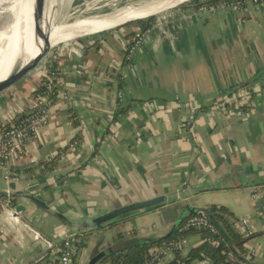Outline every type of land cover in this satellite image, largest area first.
Instances as JSON below:
<instances>
[{"label":"crops","instance_id":"0c3cea01","mask_svg":"<svg viewBox=\"0 0 264 264\" xmlns=\"http://www.w3.org/2000/svg\"><path fill=\"white\" fill-rule=\"evenodd\" d=\"M159 19L133 66L125 62V35L134 28L105 32L100 51L87 49L98 40L63 48L58 99L10 166L21 180L7 184L0 170V264H32L45 251L26 225L55 240L83 234L88 264L122 243L165 237L189 199L193 207L224 206L235 219L248 217L255 235L243 249L258 248L251 263L264 264V193L252 196L264 186V4L213 15L185 5ZM21 87L0 96L4 126L35 106L34 90ZM7 189L15 207L26 208L20 225L4 211ZM183 193L190 197L182 201ZM158 196L167 201L117 226L120 241L87 239L109 226L86 228L88 219ZM186 237L185 254L202 243L198 233Z\"/></svg>","mask_w":264,"mask_h":264},{"label":"built area","instance_id":"2783aa9c","mask_svg":"<svg viewBox=\"0 0 264 264\" xmlns=\"http://www.w3.org/2000/svg\"><path fill=\"white\" fill-rule=\"evenodd\" d=\"M264 4V0H223L214 4L204 5L198 11L205 15H213L217 13L245 12L250 6H258ZM159 16H162L159 15ZM159 16L155 17V24L137 34L131 44L127 45V53L125 62L133 66L135 58L143 50L149 41L154 26L160 24ZM63 48H58L52 52L49 63H58L61 58ZM61 78L58 67L54 68L48 74V79L40 85L35 94V106L29 112L21 110L18 115L13 117L10 127H6L0 123V170L3 172L4 181L7 184L17 183L21 180L20 175L10 172V166L19 161L27 151V143L36 137L41 126H43L49 118L50 110L58 99L57 84ZM124 98V92L118 93V99ZM18 116V119H15ZM73 152L76 145L71 144L69 147ZM63 158L66 156L62 155ZM264 193V186L253 189V198L258 199ZM6 196L2 198L4 211L7 213L8 221L14 225L22 224L19 213L13 203V195L10 189L6 190ZM234 230L243 238L251 239L255 235V229L248 217L232 219ZM27 231L32 239L40 243L45 251L32 264H85L83 261V244L85 236L83 234L70 235L63 237L62 240H55L45 237L38 229L32 225H26ZM208 230L217 238L213 241V245L220 246L221 238L216 225L211 222L205 214L186 219L180 227V236L163 243L161 246L152 247L148 251L147 258L143 264H186L185 250L188 247V238L184 235L190 230ZM258 248H249L246 252L245 260L251 262L253 258L258 256ZM207 264H211L206 261ZM106 264H124L113 263L108 261ZM221 264H249L239 260L233 251L226 252V260Z\"/></svg>","mask_w":264,"mask_h":264},{"label":"bare ground","instance_id":"6f19581e","mask_svg":"<svg viewBox=\"0 0 264 264\" xmlns=\"http://www.w3.org/2000/svg\"><path fill=\"white\" fill-rule=\"evenodd\" d=\"M189 1L191 0H152L136 8L128 5L107 16L79 18L69 26L70 22H66L64 16L69 0H28L31 18L23 8L24 0H1L0 5H9L7 12L11 21L0 29V81L17 76L28 61L37 55L38 49L28 41V31L26 32V23L34 24V18L45 34L48 35L49 29H53L52 37L57 46L111 31L129 20L148 18L160 10ZM24 49L29 55L25 54Z\"/></svg>","mask_w":264,"mask_h":264},{"label":"trees","instance_id":"16d2710c","mask_svg":"<svg viewBox=\"0 0 264 264\" xmlns=\"http://www.w3.org/2000/svg\"><path fill=\"white\" fill-rule=\"evenodd\" d=\"M223 0H194L191 3H189V7L199 9L200 7L204 5L214 4L217 2H220ZM184 7V6H183ZM132 24L136 25V29H133L132 32L125 35L126 39L129 41V44L133 42L137 34L147 28L152 27L155 24V17L147 19V20H139L132 23H128L125 26L119 27L118 31L125 29L126 27H130ZM107 32L106 34H108ZM97 46V51H100L102 48L101 40H98L96 43L89 46L87 49H91ZM127 53V50L125 51ZM126 55V54H125ZM126 57V56H125ZM58 63H48L46 68L43 71L42 74V80L41 84L47 81L48 74L53 70L54 68L58 67ZM38 89L34 90L32 93L33 95L36 94ZM32 109H27L25 112H29ZM20 116V115H18ZM18 116H16L15 119H18ZM12 124V123H11ZM11 124L7 125L6 127H10ZM57 158L54 161V167L56 168ZM48 167V164H46V168ZM160 205L145 209V210H138L134 211L132 213L124 214L115 221L111 222L110 225L118 226L120 224H124L126 221L130 220L131 218L137 216L142 211H149L152 209H155L159 207ZM205 215L209 217L212 223H214L219 230L220 238H221V245L215 246L213 245V241L217 238V236H213L208 230H190L184 233L185 236H188L190 234L198 233L201 236L202 243L199 244L197 247L190 249L183 259L186 264H192L194 262H210L211 264H221L225 262L226 260V252L231 250L236 255V257L241 260L245 261L246 263L252 264L251 262H248L245 260V251L243 249V246L246 242V239H243L233 228L232 219L234 218V215L232 212L229 211L228 208L224 206H218V205H211L207 207L205 211ZM186 221L183 220L182 223L178 225V227L175 229V232L169 236L166 239L158 240L155 238H138L134 239L130 243H122L121 248L118 250H112L111 254L106 257L103 261H111L113 263H124V264H143L145 259L147 258L148 251L152 247L161 246L163 243L175 239L179 237L181 234L179 232L180 227L184 224ZM108 226V225H107ZM134 233L131 232L130 235H133ZM124 238V234H119L117 237V240H121ZM85 246V243L83 244V247ZM237 246V249L236 247ZM98 254V253H97Z\"/></svg>","mask_w":264,"mask_h":264},{"label":"water","instance_id":"95a60500","mask_svg":"<svg viewBox=\"0 0 264 264\" xmlns=\"http://www.w3.org/2000/svg\"><path fill=\"white\" fill-rule=\"evenodd\" d=\"M191 2L181 3L178 5L160 10L157 13L149 16L148 18H136L133 20H129L128 22L118 26L117 28L125 26L126 24L132 23L135 21L147 20V19H150L153 17H157V16H159L163 13H166L168 11H172L174 9L188 5ZM131 6H132V8H136V7L142 6V4H140V5L138 4L136 6L131 5ZM23 8H25L27 15H29V17L31 18L28 0H24ZM110 14H112V13L102 15V16H107ZM91 17H96V16H91ZM97 17H99V16H97ZM37 21L38 20L36 18H34V24L29 23V25H28V23H26V29H27L26 32L28 31V41H30V43L33 45V47L38 49V53L34 58H32L28 61L27 65L24 67L22 72L19 73L17 76L9 77L5 80L0 81V96L3 94L9 93V92L15 91L25 81L39 75L42 71H44L47 64L49 63L53 47L55 46L54 41H53V37H52L54 31H53V29H49L48 35L45 34V32H43L41 30L39 24H37ZM72 24H73V22L70 23L69 26H71ZM117 28H115V29H117ZM106 32H108V31H106ZM24 48H25V46H24ZM24 51H25V54L29 55V52L27 50L24 49ZM188 186H189V183L187 185H185L183 188L186 189ZM4 195L6 196L7 194L5 193ZM189 197H190V195L188 193H183L181 196V200L184 201V200L188 199ZM28 199L33 201L36 205L45 206L44 202H42L40 199H38L37 197H35L33 195L28 196ZM166 201H167V197L159 196V197H155V198L143 201V202H138V203H135L132 205L131 204L125 205L123 207H119L117 209H114L113 211H110L106 214L100 215L99 217H96L95 219H88L86 221V224L89 228L100 229V228L104 227L105 225H108L109 223L115 221L116 219H118L119 217H121L124 214L132 213V212L138 211V210H145V209L153 208V207H156L158 205L165 203ZM16 211H17V213L20 214V213L25 212L26 208L24 206L20 205V206L16 207ZM182 211H183V214L180 217V219L177 221L175 227H173V229L165 237L160 238L158 240L166 239L169 236H171L175 232L176 227L180 223H182L183 220L188 219L189 217H192V216H196L198 214H205L206 208L193 207L191 204L188 203V204H184L182 206ZM78 226L81 227V225H78ZM111 252H112L111 249H105L104 251L99 252L98 254L96 253L95 256L93 258H91V260L88 264H97L98 262H100V261L104 260L106 257H108L111 254Z\"/></svg>","mask_w":264,"mask_h":264},{"label":"rangeland","instance_id":"374dc122","mask_svg":"<svg viewBox=\"0 0 264 264\" xmlns=\"http://www.w3.org/2000/svg\"><path fill=\"white\" fill-rule=\"evenodd\" d=\"M151 1L152 0H69V3L67 4V6L64 10V16H66V22L71 23L74 20L79 19V18H87V17H91V16H102V15H106L109 13H113V12L120 10V9H122L128 5H133V6H136L138 4L144 5V4L149 3ZM191 1H193V0H191ZM191 1H189V2H191ZM0 3H1V0H0ZM8 9H9L8 4H5V5L1 4L0 5V29H2L6 24H8L11 21V16L7 12ZM133 28L136 29L135 24H132L130 27H126L124 30H120V32L128 31L129 29H133ZM117 30H118V28L113 29L107 35L119 33V31L117 32ZM99 35H101V36H99ZM102 36H104V33H103V35L101 33H99L97 35H94V36H91L88 38L83 37V38H79V39H76L74 41H71V42H68L65 44H60V45L54 46L52 52H54L58 48L69 47L72 44L75 45V43L78 42V40H80V43L87 44V43H90L91 41L94 42V41L98 40V38H100ZM141 52H142V49H141ZM42 74H43V71L39 75H37L36 77L30 78L27 81H25L21 85L22 87L21 86L20 87L23 88V91L27 90L28 94L30 95V92H32L35 89L37 84L41 83ZM199 94H203V93H199ZM25 99H29V98L24 97L22 100H20V102L26 103ZM199 119H204V117H200ZM128 198H130V199H135V198L143 199L145 197L142 195H139V196H137V195L132 196L131 195V196H128ZM146 200H149V199L141 200L138 202H143ZM138 202H133V203H131V205L138 203ZM193 202L194 201L189 199L187 201H184L183 204H188V203H193ZM153 211H156V210H153ZM153 211H151V212H153ZM109 235L117 236L118 235V227L114 226V225H110L106 229H104V232H98L97 230L92 231L90 233V238H87V239L90 242H92L94 240L107 238ZM85 238H86V236H85ZM60 240H62V239H60ZM86 252H87V247L83 249V254H85Z\"/></svg>","mask_w":264,"mask_h":264},{"label":"flooded vegetation","instance_id":"af4514ba","mask_svg":"<svg viewBox=\"0 0 264 264\" xmlns=\"http://www.w3.org/2000/svg\"><path fill=\"white\" fill-rule=\"evenodd\" d=\"M99 217V216H98ZM96 217H94V218H91V219H95ZM110 224V223H109ZM82 225H84V227H86V228H89L88 226H87V224H86V222L85 223H83ZM81 225V226H82ZM94 229V228H93Z\"/></svg>","mask_w":264,"mask_h":264}]
</instances>
